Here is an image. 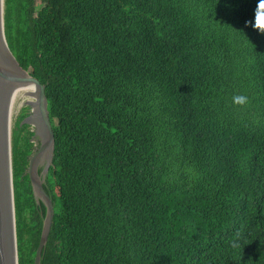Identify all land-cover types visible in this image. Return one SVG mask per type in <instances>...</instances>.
I'll return each instance as SVG.
<instances>
[{
	"label": "trees",
	"instance_id": "1",
	"mask_svg": "<svg viewBox=\"0 0 264 264\" xmlns=\"http://www.w3.org/2000/svg\"><path fill=\"white\" fill-rule=\"evenodd\" d=\"M46 87L55 216L41 264H264V0H4ZM11 135L18 264L46 209Z\"/></svg>",
	"mask_w": 264,
	"mask_h": 264
},
{
	"label": "water",
	"instance_id": "2",
	"mask_svg": "<svg viewBox=\"0 0 264 264\" xmlns=\"http://www.w3.org/2000/svg\"><path fill=\"white\" fill-rule=\"evenodd\" d=\"M31 88V114L22 124L34 126V138L39 139L29 157L26 174L35 201L46 209L34 264H41L43 250L51 233L55 208L46 192L50 168L55 153V136L49 118L46 87L25 71L12 54L4 32V0H0V264H18L16 219L12 171L11 105L16 91ZM34 89V90H33Z\"/></svg>",
	"mask_w": 264,
	"mask_h": 264
},
{
	"label": "rangeland",
	"instance_id": "3",
	"mask_svg": "<svg viewBox=\"0 0 264 264\" xmlns=\"http://www.w3.org/2000/svg\"><path fill=\"white\" fill-rule=\"evenodd\" d=\"M19 91H16L14 99H13V102H12V105H11L12 131L14 129L15 123L17 121V117L20 114L21 109L23 107H27V106L30 107L29 104L33 101V93H32V91L31 92H27V91H23V90H19ZM29 113L31 114V110H30ZM30 130L34 132L35 127L34 126H30ZM35 142H36V144H39V139L36 138ZM36 144H34V148H35Z\"/></svg>",
	"mask_w": 264,
	"mask_h": 264
},
{
	"label": "bare ground",
	"instance_id": "4",
	"mask_svg": "<svg viewBox=\"0 0 264 264\" xmlns=\"http://www.w3.org/2000/svg\"><path fill=\"white\" fill-rule=\"evenodd\" d=\"M20 90H23V91H27V92H31L32 89L31 88H24V89H20ZM34 90V89H33ZM19 91V90H18ZM20 92V91H19Z\"/></svg>",
	"mask_w": 264,
	"mask_h": 264
}]
</instances>
